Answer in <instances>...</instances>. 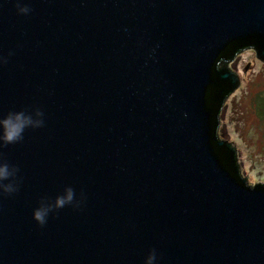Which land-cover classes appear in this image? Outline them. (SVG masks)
Instances as JSON below:
<instances>
[{
	"label": "water",
	"instance_id": "obj_1",
	"mask_svg": "<svg viewBox=\"0 0 264 264\" xmlns=\"http://www.w3.org/2000/svg\"><path fill=\"white\" fill-rule=\"evenodd\" d=\"M252 50L264 0H0V115L44 112L0 148V264H264V182L218 130ZM69 186L80 206L38 226Z\"/></svg>",
	"mask_w": 264,
	"mask_h": 264
},
{
	"label": "rangeland",
	"instance_id": "obj_2",
	"mask_svg": "<svg viewBox=\"0 0 264 264\" xmlns=\"http://www.w3.org/2000/svg\"><path fill=\"white\" fill-rule=\"evenodd\" d=\"M240 84L227 105H221L223 127L218 128L239 151L252 185L264 182V63L255 51L234 58Z\"/></svg>",
	"mask_w": 264,
	"mask_h": 264
},
{
	"label": "clouds",
	"instance_id": "obj_3",
	"mask_svg": "<svg viewBox=\"0 0 264 264\" xmlns=\"http://www.w3.org/2000/svg\"><path fill=\"white\" fill-rule=\"evenodd\" d=\"M18 13L27 14L29 9L17 3ZM2 61V58H0ZM44 126V112L39 107L30 110L9 111L0 115V148L21 143L28 130ZM20 188L19 168L0 158V195H14ZM83 197V193L80 194ZM78 208L80 200L72 187H66L54 198L42 197L32 210V219L43 227L48 219L65 207ZM155 251L149 252L143 264H156Z\"/></svg>",
	"mask_w": 264,
	"mask_h": 264
},
{
	"label": "trees",
	"instance_id": "obj_4",
	"mask_svg": "<svg viewBox=\"0 0 264 264\" xmlns=\"http://www.w3.org/2000/svg\"><path fill=\"white\" fill-rule=\"evenodd\" d=\"M242 44V43H241ZM244 44V43H243ZM250 47H243L242 49L239 48L237 52H235V55L238 54L239 52L243 51V50H246V49H249ZM226 62V61H224ZM229 149L233 152V160L235 161V164L237 165L236 163V157H235V152H234V149L231 147V145H229ZM238 167V166H237Z\"/></svg>",
	"mask_w": 264,
	"mask_h": 264
}]
</instances>
